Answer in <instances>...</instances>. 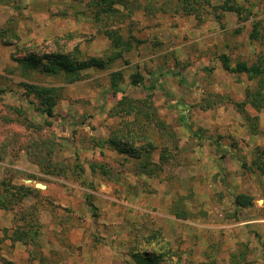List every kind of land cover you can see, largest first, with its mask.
<instances>
[{"label": "rangeland", "instance_id": "374dc122", "mask_svg": "<svg viewBox=\"0 0 264 264\" xmlns=\"http://www.w3.org/2000/svg\"><path fill=\"white\" fill-rule=\"evenodd\" d=\"M223 55L264 64V0H0V264H264V101Z\"/></svg>", "mask_w": 264, "mask_h": 264}, {"label": "trees", "instance_id": "16d2710c", "mask_svg": "<svg viewBox=\"0 0 264 264\" xmlns=\"http://www.w3.org/2000/svg\"><path fill=\"white\" fill-rule=\"evenodd\" d=\"M259 25V24H258ZM259 28L255 26V29L253 30L252 37L254 39H259V37L262 35L259 33ZM109 37L115 42L119 43L121 40V37L114 31H109L108 33ZM223 58V66L224 68L229 71V72H242V73H247L249 77L251 78H257L260 87L257 89V92H247V99L255 106H259L262 101H264V64L262 63V59L260 60L259 63H254L252 65H249L246 62H238L235 66H231L228 58L226 55L222 56ZM50 63L53 64L54 66H59L66 68L68 70L73 69V65L70 63L68 58L65 55L59 54V55H53L49 57ZM98 60H93L92 62L88 63H82L84 66H93V65H102L101 62H95ZM94 63V64H93ZM133 83H138V81L135 79L133 80ZM260 98V100H258ZM38 109L46 113L49 116H53V110L48 107V108H42L38 107ZM244 167L247 166V164L244 162ZM236 203L239 206H247L251 203V197L245 194H238L236 197ZM142 261V260H141ZM143 261L146 264H156L154 256H149L147 258H144Z\"/></svg>", "mask_w": 264, "mask_h": 264}, {"label": "water", "instance_id": "95a60500", "mask_svg": "<svg viewBox=\"0 0 264 264\" xmlns=\"http://www.w3.org/2000/svg\"><path fill=\"white\" fill-rule=\"evenodd\" d=\"M37 185H38V186H41V187H43V185H42V184H39V183H38Z\"/></svg>", "mask_w": 264, "mask_h": 264}, {"label": "crops", "instance_id": "0c3cea01", "mask_svg": "<svg viewBox=\"0 0 264 264\" xmlns=\"http://www.w3.org/2000/svg\"><path fill=\"white\" fill-rule=\"evenodd\" d=\"M222 169V168H221Z\"/></svg>", "mask_w": 264, "mask_h": 264}]
</instances>
